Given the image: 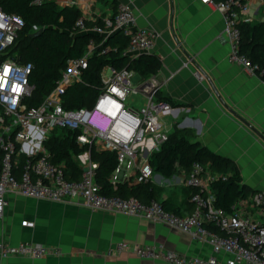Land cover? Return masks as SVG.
Here are the masks:
<instances>
[{"label": "built area", "instance_id": "1", "mask_svg": "<svg viewBox=\"0 0 264 264\" xmlns=\"http://www.w3.org/2000/svg\"><path fill=\"white\" fill-rule=\"evenodd\" d=\"M215 6L223 15L229 62L257 74L258 67L241 52L239 23L255 19L248 0H227ZM24 25L20 16L0 9V220L9 205L7 195L10 192L52 202L78 200L93 211L162 223L212 248V254L203 258L187 256L163 246L121 241L107 252L108 256L130 252L141 259L170 264H264V187L239 200L230 212L225 211L215 206L216 197L211 188L212 182L220 176L196 162L187 175L186 185L194 186L198 192L192 197L193 211L185 215L166 211L155 199L143 202L133 197L126 199L102 194L95 181L96 164L91 160L90 150L79 158L83 169L81 178L68 179L64 164L53 163L44 145L55 129L78 131L79 145L116 153L118 166L111 177L114 185L119 181H130L132 175L136 184L153 181L155 173L148 157L169 138L165 118L172 111V105L157 98L161 86L155 76L134 84V71L108 65L101 70L102 88L94 104L90 108L67 110L62 103L63 95L81 80L88 69L89 58L102 45L98 46L94 37L89 40L82 57L68 62L42 102L37 106L30 105L29 99L35 91L30 82L34 67L32 63H20L10 55ZM75 27L79 33L89 30L104 39L108 37L106 35L122 32L128 38L123 54L131 57L151 52L158 38L156 30L137 25L133 9L124 3L118 4L115 14L102 25L89 27L80 17ZM38 30L34 28V32ZM110 50L107 46L99 52L106 54ZM22 157L25 163L19 168ZM61 254L60 248L41 244L12 246L0 242L1 258L42 259ZM220 254L224 257L219 258Z\"/></svg>", "mask_w": 264, "mask_h": 264}, {"label": "crops", "instance_id": "2", "mask_svg": "<svg viewBox=\"0 0 264 264\" xmlns=\"http://www.w3.org/2000/svg\"><path fill=\"white\" fill-rule=\"evenodd\" d=\"M47 1L59 7H75L86 21L102 23L115 14L118 4L129 5L139 27L158 32L148 53L161 57L162 66L155 77L162 95L175 104L166 115L170 132L175 125L192 131L195 141L236 162L247 187L254 192L264 187V140L257 133L264 136V81L229 62L223 15L212 0ZM248 2L254 21H264V0ZM82 33L98 36L89 30ZM199 68L211 79L217 95L209 81L198 76ZM141 79L139 75L138 82ZM186 181L187 175L181 170L170 182L156 173L153 179L164 185L161 200L171 198L185 215L193 211V203L185 202ZM128 183L136 184L133 175ZM7 198L9 205L0 220V242L12 246L41 244L60 248L62 254L42 259L0 257V264H170L141 259L130 252L108 256L107 252L121 241L163 246L187 256L206 258L212 254L210 245L148 219L93 211L78 200L52 202L15 192L8 193Z\"/></svg>", "mask_w": 264, "mask_h": 264}, {"label": "trees", "instance_id": "3", "mask_svg": "<svg viewBox=\"0 0 264 264\" xmlns=\"http://www.w3.org/2000/svg\"><path fill=\"white\" fill-rule=\"evenodd\" d=\"M224 1L227 0H212L215 4ZM0 9L5 13L20 16L25 22L10 55L20 63H32L34 67L30 82L35 86V91L29 99L30 105L37 106L42 102L56 85L68 62L83 56L92 37L98 46L101 43L102 45L97 47V51L89 58L88 69L84 71L81 80L70 86L63 95L62 103L67 110L90 108L94 104L102 88L100 73L105 66L132 70L145 81L156 76L161 69L162 59L156 54L125 56L123 52L128 45V38L122 32H115L106 39L88 33L80 34L75 23L81 13L75 7H59L54 1L47 0H0ZM262 9L264 11V2ZM94 24L102 25V22L87 21L89 27ZM35 27L42 32L32 37ZM239 28L242 34L241 52L258 67L257 74L264 81V21H242ZM107 46L111 47L110 52L101 54L100 49ZM156 96L175 105L160 91ZM78 134V131L69 129H55L44 143L51 154L52 162L64 164L68 179L81 178L83 169L79 157L90 150L91 160L96 164L95 181L100 185L102 194L126 199L133 197L143 202L155 199L161 202L166 211L180 214V208L171 198L161 200L165 191L163 184L149 181L131 185L119 181L114 185L111 177L118 166L117 154L105 150L97 151L88 145H79ZM195 139L192 131L175 126L168 140L150 154L148 161L154 173L160 174L164 179H170L177 172V167L188 175L196 162L210 172L218 174L220 178L211 184L216 197L214 204L230 212L239 200L250 197L254 191L243 183L234 160L215 153ZM24 163L25 159L22 157L19 168H22ZM224 176L227 177L226 180L222 179ZM184 192L185 202L188 203L192 202V197L198 190L194 186L186 185Z\"/></svg>", "mask_w": 264, "mask_h": 264}, {"label": "water", "instance_id": "4", "mask_svg": "<svg viewBox=\"0 0 264 264\" xmlns=\"http://www.w3.org/2000/svg\"><path fill=\"white\" fill-rule=\"evenodd\" d=\"M41 32H42V30L39 29L38 31L34 32L31 36H32V37H36V36H38ZM125 56H127V55H125ZM198 76H199V77H200V76H204V77L209 81V83H210L211 86H212L213 91H214L215 94L217 95V89L215 88L213 82H212L211 79L207 76V74H206L204 71H202L200 68H199V70H198ZM253 129H254V128H253ZM257 133L259 134V136L261 137V139L264 140V136H263L261 133H259L258 131H257Z\"/></svg>", "mask_w": 264, "mask_h": 264}, {"label": "rangeland", "instance_id": "5", "mask_svg": "<svg viewBox=\"0 0 264 264\" xmlns=\"http://www.w3.org/2000/svg\"><path fill=\"white\" fill-rule=\"evenodd\" d=\"M138 80H139V75H134L133 77H132V82L134 83V84H137L138 83ZM166 120V123L169 125V119H165ZM176 126V125H175ZM85 154V153H84ZM83 154V155H84ZM80 158V157H79ZM80 161V160H79ZM177 170H179V168L177 167ZM169 180V182H170V179H168ZM164 181V180H163ZM165 183V182H164ZM165 184H168V182H166Z\"/></svg>", "mask_w": 264, "mask_h": 264}]
</instances>
